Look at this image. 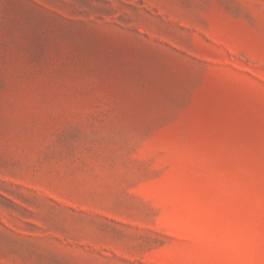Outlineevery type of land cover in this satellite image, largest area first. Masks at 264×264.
<instances>
[{
	"label": "rangeland",
	"instance_id": "1",
	"mask_svg": "<svg viewBox=\"0 0 264 264\" xmlns=\"http://www.w3.org/2000/svg\"><path fill=\"white\" fill-rule=\"evenodd\" d=\"M0 264H264V0H0Z\"/></svg>",
	"mask_w": 264,
	"mask_h": 264
}]
</instances>
